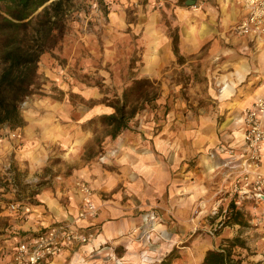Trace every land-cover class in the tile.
Segmentation results:
<instances>
[{
    "label": "clouds",
    "instance_id": "9594fccd",
    "mask_svg": "<svg viewBox=\"0 0 264 264\" xmlns=\"http://www.w3.org/2000/svg\"><path fill=\"white\" fill-rule=\"evenodd\" d=\"M0 98V264H264V0H0Z\"/></svg>",
    "mask_w": 264,
    "mask_h": 264
},
{
    "label": "trees",
    "instance_id": "16d2710c",
    "mask_svg": "<svg viewBox=\"0 0 264 264\" xmlns=\"http://www.w3.org/2000/svg\"><path fill=\"white\" fill-rule=\"evenodd\" d=\"M9 86L14 87L15 86L14 82H9ZM3 103H4L3 98H0V105H3Z\"/></svg>",
    "mask_w": 264,
    "mask_h": 264
}]
</instances>
